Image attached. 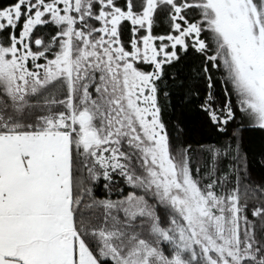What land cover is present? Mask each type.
I'll return each mask as SVG.
<instances>
[{"label":"snow or ice","instance_id":"6c2138e0","mask_svg":"<svg viewBox=\"0 0 264 264\" xmlns=\"http://www.w3.org/2000/svg\"><path fill=\"white\" fill-rule=\"evenodd\" d=\"M0 264H264V0L0 2Z\"/></svg>","mask_w":264,"mask_h":264},{"label":"trees","instance_id":"16d2710c","mask_svg":"<svg viewBox=\"0 0 264 264\" xmlns=\"http://www.w3.org/2000/svg\"><path fill=\"white\" fill-rule=\"evenodd\" d=\"M0 2H4V3H7V0H0ZM193 119V122H194V118Z\"/></svg>","mask_w":264,"mask_h":264}]
</instances>
